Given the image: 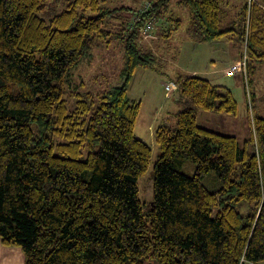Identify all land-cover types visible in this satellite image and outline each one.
I'll return each instance as SVG.
<instances>
[{
  "label": "trees",
  "instance_id": "trees-1",
  "mask_svg": "<svg viewBox=\"0 0 264 264\" xmlns=\"http://www.w3.org/2000/svg\"><path fill=\"white\" fill-rule=\"evenodd\" d=\"M47 1L0 0L1 243L20 248L25 264L264 262V117L254 110L250 75L264 62L263 0L245 1L228 26L229 0H181L194 42L228 37L244 49L250 133L241 142L198 124V111L235 115L238 101L229 86L179 71L177 95L188 105L175 115L177 128L154 133L161 152L147 214L139 179L153 150L135 136L142 103L128 89L138 68L155 69L161 58L143 43L144 19L157 18L166 42L183 20L171 0L120 7L64 0L47 21L40 14ZM125 12L131 20H119ZM116 39L124 47L121 83L73 90L69 109L68 71ZM184 160L195 164L194 175L178 170ZM211 172L217 191L202 182Z\"/></svg>",
  "mask_w": 264,
  "mask_h": 264
},
{
  "label": "rangeland",
  "instance_id": "rangeland-1",
  "mask_svg": "<svg viewBox=\"0 0 264 264\" xmlns=\"http://www.w3.org/2000/svg\"><path fill=\"white\" fill-rule=\"evenodd\" d=\"M229 7L226 8L225 13V25L228 26L235 21L236 14L243 7L247 0H229ZM264 2V0H263ZM108 4L111 7H120V5L133 6L132 0H108ZM65 7L64 0H49L46 2L45 8L41 11V15L47 21L62 11ZM171 9L175 16L183 20V27L176 32L175 37L171 38L168 42L161 38V27L159 22L155 23L153 30L149 34L142 36L143 43L151 46L152 50L156 55H160L161 58L157 60L155 69H142L138 68L133 77L132 95L133 97L141 101L142 107L140 116L136 122L135 136L143 138L148 144H150L152 151L151 163L147 171L139 179L140 191L139 197L142 201L145 213H149L151 202L154 198V166L157 162L161 150L155 141L154 133L163 123L162 120H153V113L161 105L163 107L162 114L168 111L169 116L175 115L176 112L182 111L186 108L188 103L182 99L181 103L177 102V94L179 91H174L170 95L165 96V83L171 81L176 83L178 76V69L175 67L174 61L178 59V54L183 42L186 37L189 38L190 31H187L189 25V12L181 3V0H171ZM127 18L131 20L132 13L125 12L121 14L119 20ZM107 28V27H106ZM158 30V35L157 31ZM228 37L224 38L223 41H228ZM232 41L233 49L238 53H242L241 45L236 41ZM181 42V43H180ZM168 51L165 52V48ZM92 54L83 60L75 68H71L68 72V76L71 77V85L67 87L64 99L67 101L69 109L75 108V97L71 95V91L80 90L81 92H100L103 88L108 87L111 84H119L120 72L124 65V47L117 39L110 43V47H93L91 49ZM232 63H229V67ZM256 65L255 70L251 72L252 87L254 90V106L255 111L258 115L264 117V62H254ZM231 70V67L230 69ZM82 82L84 85H82ZM217 82V81H216ZM215 82V83H216ZM217 83L229 86L234 93L235 99L238 101L237 114H217L208 111L200 110L201 114L198 117V123L202 126L208 127L216 132H220L225 135H235L242 142V140L249 136L250 133V112L248 110V100L246 99V88L244 87V76L242 72L229 71L227 78L219 80ZM207 113H212L209 118H205ZM176 117H172L168 122V125L172 128H177ZM154 129L151 131L150 126ZM87 148L83 149L82 157L85 158L87 155ZM180 172L188 175H194L195 164L191 160H184V162L178 166ZM206 188L211 191H217L220 189L221 181L219 182L217 175L214 172L208 173L203 179ZM238 209L244 212V206H239ZM148 219V217H146ZM247 264H250L247 262ZM264 264V262H260Z\"/></svg>",
  "mask_w": 264,
  "mask_h": 264
},
{
  "label": "crops",
  "instance_id": "crops-1",
  "mask_svg": "<svg viewBox=\"0 0 264 264\" xmlns=\"http://www.w3.org/2000/svg\"><path fill=\"white\" fill-rule=\"evenodd\" d=\"M156 33L157 35L159 34L158 31ZM223 39L214 40L213 42L197 43L194 42L192 38L186 37L185 42H183L181 45L180 52L178 54L179 55L178 59L174 61L175 67H177L178 71H181L183 73H187L190 75L193 74L200 77H207L213 80L214 82L216 81L218 82L219 80H223L224 78H227L228 72L231 71L229 70L230 69L229 63H235L241 60L242 53L239 52L237 53L233 49V46L230 45L232 44V41L230 39H227L228 41H230V44L226 41H223ZM133 81L129 85V89H128V92H130L132 98H134L132 95ZM176 91L179 90L176 89ZM176 98H177V102L181 103L182 100L178 97V95L176 96ZM162 112H163V107L160 105L159 108H157L156 111H154L153 113L154 114L153 120L156 121L162 120L163 123L161 125H167L170 119L172 117H175V115H177L179 111L176 112L175 115L173 116L171 115V117L169 116L168 111L165 114H162ZM197 113L199 117L201 112L198 111ZM211 114L212 113H207L205 118H209V115ZM217 114H225V113H217ZM149 126H150V130L152 131L154 127L151 125ZM25 263L26 260L24 259V255L20 250V248L14 246L13 247L4 246L0 240V264H25Z\"/></svg>",
  "mask_w": 264,
  "mask_h": 264
},
{
  "label": "built area",
  "instance_id": "built-area-1",
  "mask_svg": "<svg viewBox=\"0 0 264 264\" xmlns=\"http://www.w3.org/2000/svg\"><path fill=\"white\" fill-rule=\"evenodd\" d=\"M252 0H247V3H251ZM149 6V3L147 4L146 8L144 9L145 11L147 10V7ZM141 16H143V14H137L135 17L136 19H140ZM157 21L156 17H150V18H145L144 19V23L143 25L140 27V32L144 35V34H149L148 32H150L155 23ZM246 58L247 56H245L244 59L239 60L238 62L232 63L231 64V70H244V67L246 66ZM178 88V85L171 81L169 83H165V91H166V95H170L171 93H173L174 91H176V89Z\"/></svg>",
  "mask_w": 264,
  "mask_h": 264
}]
</instances>
